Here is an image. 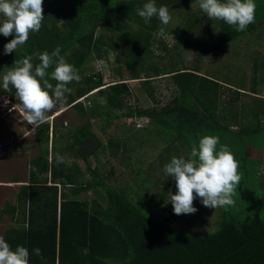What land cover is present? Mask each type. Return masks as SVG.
I'll return each mask as SVG.
<instances>
[{
    "label": "trees",
    "instance_id": "obj_1",
    "mask_svg": "<svg viewBox=\"0 0 264 264\" xmlns=\"http://www.w3.org/2000/svg\"><path fill=\"white\" fill-rule=\"evenodd\" d=\"M186 1L192 0H155V3L158 7H167ZM196 1L198 11L195 17H203L205 13ZM146 2L148 0H62L64 7L53 8V11L52 7L43 8L40 31L30 33L28 41L16 52L4 53V45L14 35L5 37L0 33V67L7 71L15 59L28 55H33L35 65L39 63L35 53H51L59 47L60 55L74 65L80 76L79 82L73 81L68 85L72 91L66 94L63 106L74 108L81 117L103 114L105 120L144 116L150 125L160 128L156 132L153 125L159 140L164 143V149L174 151L175 155H178V145L186 150L183 156L187 157L191 144L198 142L203 135L217 136L220 144L235 147L245 143L248 137L264 136V124L258 118L259 114L264 115V102L227 110L231 102H226L227 105L216 102L218 83L198 75L197 70L181 68L169 71L177 89L170 104L160 108L129 107L126 110L122 109L131 90L125 78L105 85L100 72L82 73L85 63L91 58H102L108 48H115L99 29L101 24L113 31L119 28L113 21L123 18L135 22L145 33L163 27L156 17L148 24L139 17L136 9ZM213 21L216 22L214 38L204 49L205 52L218 50L256 25L254 22L245 31L237 32L223 21ZM208 22L212 20L207 17ZM207 33H210L209 29ZM142 42V46L148 49L145 37L122 29L118 32L117 43L123 48L122 62L131 73L130 78L142 77L137 70L138 62L144 60V54L140 53ZM119 54L115 55L116 61L120 60ZM142 63L143 72L151 69L153 73L143 77L158 75V67L148 64L145 68ZM46 78L55 85L56 81ZM203 81L211 83L212 87ZM14 92V89L12 92L0 89V93L9 96ZM147 93L153 97L152 92ZM83 96L84 100L79 101ZM100 97L102 101H96ZM224 114L232 121H227ZM91 127L92 123L85 120L77 128L66 129L65 134L61 135V132L58 135L54 121L49 122L48 118L46 123L35 128L34 141L38 153L29 160L31 165L27 180L20 184L16 202L7 204V208L1 211L13 216L19 208L23 219V207L28 202V225L19 224L5 230L3 238L13 249L26 247L30 254L29 264H264V215L260 213L250 212L239 217L240 209L220 207L217 228L198 234L169 224L171 218L190 221L194 214L174 213L172 204L167 203L173 178L166 174L160 189H154L159 184L154 182L155 179L149 181L143 176L142 186L140 180L133 185L122 183L117 186L106 182L104 176L110 178L115 173L113 165L106 173L98 172L94 167L89 171L91 178L85 179L75 161L67 163L66 154H71L74 159L86 160L109 149L108 156L117 157L124 146L113 138L108 139L106 145L102 144ZM142 127L144 125L135 129ZM56 139L61 142L59 154L55 150ZM57 155L64 157L66 162L57 165ZM158 159L162 160L160 165L166 164V159ZM167 160L169 162V158ZM151 163L156 164L153 160ZM160 169L164 172V166ZM135 171L136 178L140 177L137 168ZM262 179L264 181L263 176ZM49 181L51 184H48ZM260 185L263 190L264 183ZM65 187L70 188L66 191ZM88 190L94 194L90 199L82 195ZM193 203L196 207L198 199ZM153 208L164 214L160 220L153 217ZM35 248L41 250L39 256L33 251Z\"/></svg>",
    "mask_w": 264,
    "mask_h": 264
},
{
    "label": "rangeland",
    "instance_id": "obj_2",
    "mask_svg": "<svg viewBox=\"0 0 264 264\" xmlns=\"http://www.w3.org/2000/svg\"><path fill=\"white\" fill-rule=\"evenodd\" d=\"M48 1L43 2L42 8L52 7L53 11V8L64 7L61 4L62 0ZM181 4L167 6L172 19L167 26H163L164 35L162 37L155 35L159 28L155 31H150L151 33H145L133 21L123 18H119L118 22L117 20L113 21V24L120 29L135 32L142 38L145 37L149 46L148 49H145L142 46L143 42L140 46V53L144 54L143 66L146 68L148 64L150 66L155 65L159 68L158 75L150 78L143 77L149 72L150 75L153 73L151 69L150 71L146 70L148 71L147 73L143 72L142 62H138V75L142 77L140 79L130 78L131 73L122 62L124 58L122 55L123 48L117 43V35L120 29L111 31L104 24H101L99 29L106 35L107 42L113 43L115 48H108L102 58H91L90 61L85 63V69L82 70V73L100 72L102 82L105 85L117 81L119 78H125L131 91L125 98L122 110H126L129 107L132 109L141 107L160 108L164 104H170V99L173 98L177 89L174 87L169 71L181 68L198 70L202 76L216 81H223L226 84L229 83L231 86H236L238 91L245 92L235 97V93L228 92L227 88L224 87L222 90L224 91L223 100L228 98V102H232L230 108L234 105L233 102H251L252 105L255 104L256 100L248 101L246 97L249 95H246V92L254 91L256 94L264 96V0H255L256 25L253 29L243 33L218 50L211 52H205L204 49L213 41L216 22L212 20L211 23H207L206 14L203 17H195V13L198 11L196 0L186 1ZM208 29L210 33H207ZM116 54L120 55L119 61L115 59ZM2 65L4 64L2 63ZM5 72L6 69L0 67V78ZM146 79L147 81H145ZM147 92H152L153 97L148 96ZM90 96L92 97V95ZM1 97L4 98L3 100L0 99L3 104L4 100L7 99L12 104L17 103L19 105V101H16L14 94L10 96L0 95ZM259 99L264 101L262 98ZM97 100L99 102L102 101L101 97ZM216 102L221 101L218 99ZM18 108L20 107L8 114L6 113V107L0 106V184H2L0 185V237H3L4 231L11 227L19 224L24 227L28 225V213L26 211L28 202H25L23 207L25 211L23 219L20 209L13 216H10L7 212L1 213L2 210L7 208V204L16 202L15 196L18 188L20 184L25 183V180H27L28 169L31 165L29 160L38 153V147H36L34 141L36 130L32 128V125L27 124L22 115L17 112ZM48 115L53 119L58 135L61 132V135H63L66 133V129L73 130L83 121L89 120L92 123V130L102 144L106 145L108 139L113 138L124 145L122 146L123 151L117 157L108 156L109 149L99 152L98 161H94L89 157L84 162L82 159H74L71 154L66 156L67 163L75 161L82 168H85V165H89L90 168L91 165L97 163L99 166H96L98 172L106 173L108 167L113 165L114 175L110 178L104 176V180L112 185L117 186L122 183L133 185L140 180L139 183L142 186L141 176H143L145 179L149 178V181H154L155 179L154 182L159 184L154 186V189H160L161 182L165 179V173L160 169L164 164L160 165L162 160H159L158 157L166 159L164 163H168V158L170 161L173 156L186 155V150L178 145L176 146L178 155H175L172 150L166 151L164 143L156 135L160 128L155 124H151V127L147 121L144 123V127L135 129L132 125L135 117L132 116H121V118L110 120H105L103 114H98L94 117H81L74 108L65 109L61 103H58L56 108ZM20 118H23V121ZM258 118L261 124H264V115L259 114ZM153 125L156 132L153 129ZM133 127L134 129H132ZM233 128L235 129L236 127ZM58 144H61L60 140ZM169 148L172 149V146H169ZM229 148L238 162V174L241 177L240 185L233 197L235 205L232 207L241 210L237 214L239 217L250 212L264 215V187L263 190L260 187V184L264 183L262 179V176L264 177V136L248 137L245 143H242L239 147L229 145ZM151 160L155 161L156 164L151 163ZM121 164L127 172V176L124 173L122 177L116 178L121 170ZM136 168L137 174L140 172V177L138 178H136L135 174ZM82 172L84 177L88 178L87 169L85 171L82 170ZM175 184L176 182L173 178L170 187L171 192L177 190ZM65 188L68 191L69 189L67 190V188L70 187ZM82 195L84 198L89 199L94 196L91 190L82 192ZM197 199V211L190 221L186 222L171 218L169 224L177 229L190 230L198 234L214 231L218 225L220 207L215 209L206 207L201 203L199 197ZM152 215L160 220L164 214L158 208H155L152 210Z\"/></svg>",
    "mask_w": 264,
    "mask_h": 264
},
{
    "label": "clouds",
    "instance_id": "obj_3",
    "mask_svg": "<svg viewBox=\"0 0 264 264\" xmlns=\"http://www.w3.org/2000/svg\"><path fill=\"white\" fill-rule=\"evenodd\" d=\"M199 8L211 20H220L242 32L255 22V0H198ZM43 0H0V33L5 37L14 35L4 45V53L11 54L23 46L30 33L39 32L42 27L44 13ZM139 17L146 24L153 17L158 18L161 25L167 26L172 17L166 6H157L155 0H148L136 9ZM156 36L164 35V27H160ZM187 51V50H186ZM61 49L35 53L39 63L33 64V55L15 59L13 66L2 75L0 89L12 92L17 103L12 110L22 108V115L32 128H39L48 120L58 103H64L66 94L71 93L68 87L73 81L79 82L80 76L74 65L60 55ZM49 69L51 71L49 72ZM56 81L55 85L49 82ZM9 100L5 99L7 105ZM56 164L65 163L62 156L57 155ZM167 177L174 178L176 193L169 191L168 202L173 206L176 215L194 214L197 208L194 200L199 197L201 203L209 208L235 205L234 196L240 185L238 162L228 145L220 144L219 137L203 135L198 142L191 144L187 157L173 156L164 165ZM195 193V195H194ZM36 255L41 254L39 248L33 249ZM29 250L24 246L13 249L3 237H0V264H29Z\"/></svg>",
    "mask_w": 264,
    "mask_h": 264
},
{
    "label": "crops",
    "instance_id": "obj_4",
    "mask_svg": "<svg viewBox=\"0 0 264 264\" xmlns=\"http://www.w3.org/2000/svg\"><path fill=\"white\" fill-rule=\"evenodd\" d=\"M198 75H201V74H199V71L197 70V71H195ZM172 79V78H171ZM210 80H213V79H211V78H209ZM214 81H216V80H214ZM217 83H218V86H217V88H216V97H217V100L219 99L221 102H225V105H227L226 104V102H228V98L226 99V100H223V96H224V91H222L223 89H224V87H226L227 88V90H228V92H233V93H235V97H237L240 93H245V92H240V91H238V88H236V86H231L229 83H225V82H223V81H216ZM202 83H204L205 85H209V87L211 88L212 86H211V83H209V82H207V81H203ZM175 87V86H174ZM212 91V90H211ZM212 92H214V91H212ZM5 95H7V94H5ZM244 95V94H243ZM246 95H249V96H247L246 98L248 99V101L249 100H256L257 102H264V101H262L261 99H259V98H262L263 100H264V96H260L259 94H256L254 91H250V92H246ZM220 96H221V98H220ZM250 99H249V98ZM172 99V98H171ZM171 99H170V101H171ZM232 103V102H231ZM230 103V104H231ZM234 103V105H232V108L233 107H239V106H244V107H247V105H249V106H251L252 104H251V102H248V103H243V102H233ZM254 103H256V102H254ZM230 104H229V106H227V110H229V109H232V108H230ZM65 108H66V106H64ZM18 112V111H17ZM18 113H20L21 115H22V108H19V112ZM239 113V112H238ZM20 115V116H21ZM224 116H225V118H226V120L227 121H229V122H231L232 120L231 119H229L228 118V116H227V114H224ZM22 117H23V115H22ZM132 117H135V116H132ZM140 117H142V116H140ZM48 118H49V122H52L53 121V119H51L50 117H49V115H48ZM121 118V117H120ZM136 118V117H135ZM139 118V117H138ZM23 119V118H22ZM225 120V121H226ZM66 125V124H65ZM131 125V124H130ZM34 130H35V128H34ZM96 134V133H95ZM98 137V136H97ZM61 139V138H60ZM57 141H56V143H55V150H56V153L57 154H59L60 153V151H59V147H60V145L61 144H58V139H56ZM61 143V142H60ZM98 154H99V152L95 155V156H89L90 158H92L94 161H98L99 159H98ZM65 156H67V154L65 155ZM88 157V158H89ZM88 158L86 159V160H88ZM50 159V158H49ZM86 160H82V161H86ZM120 162H122V161H120ZM68 164H70V163H68ZM77 165H78V167L80 168V170L82 171H85V169H87V173H88V178H91L90 176V174H89V171L90 170H92V169H94V167H96V166H98V164L96 163V164H94V165H91L90 166V168H89V165H85V168H82L81 167V165L77 162L76 163ZM99 167V166H98ZM100 172H102V171H100ZM126 174V176H127V172L123 169V165L121 164V170H120V172H119V174H117V176H116V178H120V176L122 177V174ZM88 178H85V179H88ZM13 181H16V180H13ZM48 184H51V182L49 181L48 182ZM56 185H57V187L58 188H60V185L58 184V183H55ZM0 185H2V184H0ZM65 191V190H64ZM16 197V196H15ZM86 199H89V198H86ZM155 208H153L152 210H154ZM152 210H151V213H152ZM19 211V208L17 209V212ZM154 217V216H153Z\"/></svg>",
    "mask_w": 264,
    "mask_h": 264
},
{
    "label": "built area",
    "instance_id": "obj_5",
    "mask_svg": "<svg viewBox=\"0 0 264 264\" xmlns=\"http://www.w3.org/2000/svg\"><path fill=\"white\" fill-rule=\"evenodd\" d=\"M0 95L1 96H3V95H5V94H3V93H0ZM84 96L83 97H81V98H79L78 100L79 101H83L84 100ZM0 99H4L3 97H1ZM86 104H88V102H85ZM4 106V107H6V113H8V114H10V113H12L13 112V110L12 111H10V109L12 108V103L11 102H9L6 106L3 104V102H0V106ZM18 110V112H19V108L17 109ZM20 120L21 121H23L21 118H20ZM148 121V119L146 118V117H139V118H135V120H134V126L135 127H140V126H142V125H144V123H146ZM66 122L64 121V124H65Z\"/></svg>",
    "mask_w": 264,
    "mask_h": 264
}]
</instances>
